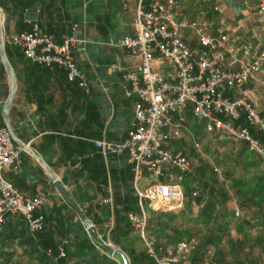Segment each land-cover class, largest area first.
Returning <instances> with one entry per match:
<instances>
[{
	"label": "crops",
	"instance_id": "1",
	"mask_svg": "<svg viewBox=\"0 0 264 264\" xmlns=\"http://www.w3.org/2000/svg\"><path fill=\"white\" fill-rule=\"evenodd\" d=\"M138 1L34 0V5L19 17L21 26L19 18L7 17L0 6V113L20 151L17 164L6 169L3 176L22 195L45 199L39 212L45 217V228L38 236V248L47 253L53 247L57 251L63 248L67 255L66 259H51V264L62 260L63 264H154L140 238L123 222L128 214H141L131 166L125 156H104L96 147L99 141L122 143L133 130L138 99L124 97L122 76L112 67L133 71L139 63L119 46L134 35ZM212 1L222 7L224 16L209 11L204 0H179L176 13L180 19L202 20L208 26L225 23L233 43H252L264 50V25L257 3ZM34 23L57 44L66 37H76L80 45L74 58L87 79L88 92L69 82L63 70L42 68L26 60L11 44L13 36L31 31ZM184 40L193 49L198 45L191 32L184 33ZM260 80L264 83V69ZM251 87L264 90L260 83L244 89ZM235 97L239 92L232 95ZM185 118V132L191 135L196 149L194 143H198L199 133H205L204 125L192 118L191 110ZM176 143L171 142L168 149L190 161L182 147H174ZM177 177L175 173L173 179L162 182L176 183ZM149 184L146 178L142 187ZM58 185L77 209L68 204ZM106 200L110 203L105 204ZM167 214L149 213L148 237L158 245L172 247L170 234L179 230L175 221L180 216ZM82 217L92 225L97 238ZM102 244L112 246L123 257L113 256ZM23 252L18 249L17 259L9 264H39L29 261ZM190 258L187 264H204L192 263Z\"/></svg>",
	"mask_w": 264,
	"mask_h": 264
},
{
	"label": "built area",
	"instance_id": "2",
	"mask_svg": "<svg viewBox=\"0 0 264 264\" xmlns=\"http://www.w3.org/2000/svg\"><path fill=\"white\" fill-rule=\"evenodd\" d=\"M148 2L138 1L134 35L119 43L139 62L137 67L133 71L112 67L122 76L124 97L138 99L133 130L122 143L99 141L96 147L104 156H125L131 166L141 214H129L128 221L148 259L154 264H187L197 250L195 241L164 247L148 237L150 212L179 213L185 208L182 183L184 176L192 172V166L186 157L175 155L168 146L181 139L186 130L185 115L191 110L193 118L204 123L208 136L245 145L250 155L264 161V143L254 136V132L264 136V114L252 100L253 91L244 89L253 83L264 85L260 80L264 50L252 43H233L225 23L208 26L202 20L180 19L176 13L179 0H155L149 5ZM247 2L257 3V13L264 25V0ZM204 3L209 11L224 16L222 7L212 0ZM187 31L197 38L195 49L184 40ZM10 42L26 60L42 68L63 70L69 82L89 91L87 79L75 62L74 53L80 45L75 36L57 44L34 23L31 31L13 36ZM236 92L239 97L232 98ZM194 147L199 149L200 144L194 143ZM19 156L0 113V233L7 217H15L24 220L30 233L35 234L43 228L39 212L45 199L22 195L3 176L6 169L17 164ZM175 173L176 183L161 181L173 179ZM146 178L150 184L144 188ZM104 203L109 204L110 200ZM58 252L59 259H66L63 248Z\"/></svg>",
	"mask_w": 264,
	"mask_h": 264
},
{
	"label": "rangeland",
	"instance_id": "3",
	"mask_svg": "<svg viewBox=\"0 0 264 264\" xmlns=\"http://www.w3.org/2000/svg\"><path fill=\"white\" fill-rule=\"evenodd\" d=\"M251 90L254 100L260 106V112L264 114V90L261 91L258 87H251ZM181 138L175 140L178 144L174 147L180 146L186 151L193 174L204 169L209 180L218 179L217 189L223 187L226 190L230 211L226 218L215 221L207 217L216 216L215 211L205 213L200 208H194L191 212L184 210L180 215L176 214L180 216L175 221L179 230L170 234V240L175 246L191 241L197 243L196 252L190 256L192 263L195 258L203 257L204 264H264V227L257 222L252 228H240V223L249 214L237 204L239 190L245 193L257 186L258 179L264 174V161L253 167L247 153L241 155L243 147L240 144L212 138L204 132L196 137L199 149L193 148L191 135L183 132ZM227 175L230 179H227ZM183 182L185 184V179ZM236 182L237 185L234 186ZM194 186V183L188 181L184 189H192ZM224 208L220 207V211ZM237 212L239 216L236 215Z\"/></svg>",
	"mask_w": 264,
	"mask_h": 264
},
{
	"label": "trees",
	"instance_id": "4",
	"mask_svg": "<svg viewBox=\"0 0 264 264\" xmlns=\"http://www.w3.org/2000/svg\"><path fill=\"white\" fill-rule=\"evenodd\" d=\"M34 5L33 1L28 0H5L0 3L1 8L6 13L9 18H19L22 17L24 10L28 9ZM18 25H20L21 19L19 18ZM21 26V25H20ZM24 33L21 31L19 34ZM18 35V34H17ZM254 136L264 143V136L258 132H254ZM243 147L241 150V155L244 156L247 153L248 160L250 161L253 167H256L258 163L262 160L254 158L247 152L245 145H240ZM204 169L198 170L193 174V171L190 174L184 176L185 184L184 187L188 185V181L194 183V188L186 189L185 192V210L191 212L194 208H200L203 212H216V216H207L210 219L215 221L219 219L226 218L228 212L230 211L228 205V194L223 187L219 186L218 179L209 180L204 173ZM227 179H230V176L227 175ZM237 185V182L234 186ZM196 194V196H194ZM238 206L247 211L249 216L240 223L241 227L252 228L255 223H259L261 227H264V174L258 179V184L254 188H250L247 192L242 193L238 191ZM224 205V206H223ZM220 207H225L224 212L220 211ZM128 216L123 219L124 223H128ZM167 216H176L174 214H167ZM43 217V228L35 234H29L26 226L21 218L7 217L5 225L0 233V262L3 264H9L17 257V250L23 249V255L29 261L34 262L38 261L39 264H51V259H55L58 256L57 247H53L50 253L42 252L38 248L39 234L44 231L45 228V217ZM119 225V221H118ZM63 260L58 264H63ZM202 262L203 257L195 258V263Z\"/></svg>",
	"mask_w": 264,
	"mask_h": 264
},
{
	"label": "water",
	"instance_id": "5",
	"mask_svg": "<svg viewBox=\"0 0 264 264\" xmlns=\"http://www.w3.org/2000/svg\"><path fill=\"white\" fill-rule=\"evenodd\" d=\"M4 61L6 62V58H5V55H4ZM7 64V62H6ZM11 72V70H10ZM12 73V72H11ZM59 189H60V192L61 194L63 195V197L65 198V200L68 202V204H70L73 208L77 209L76 206L69 200V198L67 197V195L65 194L64 190L58 185ZM83 222L85 223V225L87 226L88 230L91 232V234L97 238L93 228H92V225H90L83 217ZM113 256H116V255H119L121 257H123L122 253L117 251L116 249H114L112 246H109L107 244H102Z\"/></svg>",
	"mask_w": 264,
	"mask_h": 264
}]
</instances>
